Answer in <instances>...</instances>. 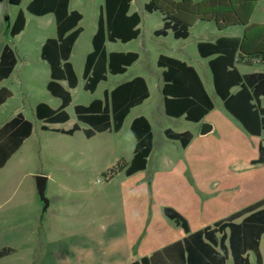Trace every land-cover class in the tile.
I'll return each instance as SVG.
<instances>
[{"label": "rangeland", "instance_id": "obj_1", "mask_svg": "<svg viewBox=\"0 0 264 264\" xmlns=\"http://www.w3.org/2000/svg\"><path fill=\"white\" fill-rule=\"evenodd\" d=\"M31 1L22 0L19 5H11L8 0L0 2V52L8 45L17 60L13 74L2 83L13 96L0 106V129L16 113H21L32 125L30 136L0 168V248L8 245L16 249L14 257L6 264H60L64 259H72L71 255L77 256L71 251L73 247L80 249L83 260L92 262L87 264H106L113 246L120 245L117 226L122 224L124 216L129 214L142 220L147 216L143 200L155 195L169 203L191 199L200 208L199 212L206 201L215 206L214 201L244 197L246 205L251 203L249 207L264 200V166L256 169L247 162L254 157L252 150L247 148V153L242 156L238 151H227L224 143L217 141L221 134L233 131L228 120L237 123L215 94L207 60L200 58L196 49L201 41H214L219 36H241L244 30L241 26L219 32L214 21L197 20L193 27L190 26V36L186 40H176L171 32L166 37H156L153 32L162 28L163 14L159 10L152 13L145 10L150 0H132L129 13H137L141 18L139 37L127 44L106 43V50L108 53L135 52L139 59L124 75H108L106 81L90 92L84 89L82 75L86 56L92 51V37L97 30L99 13L104 9V0H70L69 10L82 14L78 26L83 32L71 56L78 85L69 90L71 103L65 109L68 121L48 124L36 118L35 108L44 103L57 110L61 104L60 99L51 96L46 89L50 79L49 66L40 58L41 43L56 36V24L52 15L37 17L29 14L26 7ZM170 1L178 4L182 0ZM19 11L25 15V29L18 37H10L8 29ZM254 23L264 24V0L256 3L250 18V24ZM160 55L193 65L214 105L201 125L209 123L215 129L198 137V140L210 141L211 156L206 154L196 158L198 169L195 174L176 172L173 167L161 163L166 144H170L166 143L164 129L194 134L201 130L184 119L177 121L162 115L161 69L157 67ZM237 68L242 74L264 73L261 62L248 66L237 64ZM135 77L146 80L149 99L131 112L119 132L106 131L87 138L85 131L90 127L77 120L75 106L102 100L105 91ZM62 85L67 89L65 83ZM261 102L264 107V98ZM138 115L148 118L152 126V152L146 169L128 177L125 169L133 158L136 142L129 124ZM74 125L78 130L72 135L61 132ZM42 126L47 129L43 130ZM254 140L264 144V134ZM168 149L170 156L177 153L171 146ZM257 157L258 151L254 160ZM39 176L46 178V209L36 188ZM155 182H166L168 188L161 194L158 190L153 192ZM176 190L177 197L170 196ZM260 250L264 254V236ZM249 260L250 264H257L253 252L249 253ZM227 264H233L231 257Z\"/></svg>", "mask_w": 264, "mask_h": 264}, {"label": "trees", "instance_id": "obj_2", "mask_svg": "<svg viewBox=\"0 0 264 264\" xmlns=\"http://www.w3.org/2000/svg\"><path fill=\"white\" fill-rule=\"evenodd\" d=\"M2 0H0L1 2ZM22 0H8L11 5H19ZM132 0H104V9L100 12L96 33L92 37V51L87 55L83 70L84 89L94 92L97 85L106 81L107 75H121L138 59L133 52L107 53L106 42L127 43L138 38L140 23L138 14L128 15ZM258 0H203L193 3L182 0L175 4L170 0H150L145 5L148 13L159 10L163 14V26L154 32L157 37L166 36L171 31L175 39H186L188 29L197 20L214 21L219 29L230 26H245L242 38H220L215 43H199L200 57L216 56L209 62L216 95L222 100L225 110L232 115L250 135L260 136L264 132V109L260 107V97L264 96V74L242 76L234 67L236 55L244 63L256 59L264 63V25H249V20ZM70 0H32L26 7L29 14L43 17L51 14L56 24V37L47 39L41 47L40 58L50 69V79L46 85L48 93L60 99L57 110L44 103L35 108L38 120L48 124H62L69 117L65 109L71 103L70 89L78 85V78L70 62L74 44L82 28L78 26L82 14L69 10ZM24 13L19 11L8 29V35L15 37L25 28ZM16 65L14 51L5 46L0 55V82L7 79ZM159 67L165 68L162 77V93L165 100V112L173 117L185 116L191 122H199L213 109L200 78L192 67L177 60L160 56ZM66 84L67 89L62 85ZM239 86L236 94H230L233 87ZM11 96L10 91H0V106ZM148 98V89L142 77H135L123 83L111 92H104L103 99H95L89 105H77L74 112L77 120L90 127L85 131L87 138L106 131L119 132L129 111L141 105ZM17 136L15 146L0 155V168L17 150L20 144L31 134L32 125L18 115L0 129L1 137L9 132ZM46 130V126H42ZM78 130L74 125L68 131L72 135ZM130 131L136 140L133 158L125 169L131 176L146 169L147 160L152 151L153 136L151 126L145 117L135 118ZM166 136L179 141L186 147L189 134L165 132ZM6 143H0L5 149ZM264 161V146L259 147V158L253 164ZM165 215L174 221L187 237L163 250L133 264H226L229 256L233 264H249L247 254L253 252L256 261L261 264L258 247L264 235V200H261L227 219L190 234L186 221L170 209ZM236 223V220L241 219ZM12 253L10 249L0 251V258Z\"/></svg>", "mask_w": 264, "mask_h": 264}, {"label": "crops", "instance_id": "obj_3", "mask_svg": "<svg viewBox=\"0 0 264 264\" xmlns=\"http://www.w3.org/2000/svg\"><path fill=\"white\" fill-rule=\"evenodd\" d=\"M131 3H132V1H131ZM131 3H130V8H131ZM130 8H129V11H130ZM70 11H73V10H70ZM129 11H128V15H132L133 13L130 14ZM253 13H254V11H253ZM48 15H51V14H48ZM48 15H45V16H48ZM53 18H54V16H53ZM162 20H163V18H162ZM140 23H141V18H140ZM140 23H139V25H140ZM139 25L137 26L138 30H139ZM249 25H252V24H250V20H249ZM253 25H264V24H256V23H254ZM237 26H241V25L230 26V27H226L224 29H219L217 27V29H218L219 32H224V31H226V30H228L230 28L237 27ZM192 27H190L188 29V37L186 39L189 38L190 29ZM241 27L244 29L241 36H236V35L235 36H219L214 41H205V42L201 41V42H198L197 45H196V49H197L198 55H199V52H198V44L199 43H207V42L208 43H215L220 38H242V36L244 34V31H245V26H241ZM82 32H83V29H82ZM154 32H153V35H154ZM170 32L171 31H168L167 35ZM19 35L15 36V37H18ZM139 35H140V31H139ZM139 35H138V37H139ZM166 36H163V37H166ZM79 37H78V39H79ZM47 39H49V38H47ZM78 39L76 40L75 44L77 43ZM186 39H176V40H186ZM132 41H134V40H132ZM132 41H130V42H132ZM44 42L41 43V47L44 44ZM117 42H120V41H116L114 43H117ZM130 42H127V43H130ZM106 43H111V42H106ZM106 43H105V48H106ZM120 43H122V42H120ZM127 43H122V44H127ZM75 44H74V46H75ZM73 49H74V47H73ZM2 50H1V52H2ZM1 52H0V54H1ZM72 52H73V50H72ZM106 52H107V50H106ZM121 53H129V52H121ZM133 53H135V52H133ZM71 56H72V53H71ZM160 56H164V57H168V58L177 60V61H179L181 63H184L188 67H192L195 70V72L197 73L198 77L200 78L201 83L203 85V88H204L206 94L208 95L209 99L212 102V99L210 98V96H209V94L207 92L206 86H205L202 78L200 77L197 69L193 65H191L190 63H187L185 61L173 58V57H169V56H165V55H160ZM159 57H158V59H159ZM199 57H200V55H199ZM215 57L216 56H211V57H208V58L200 57L202 59L207 60V65H208V68L210 70L211 76H212V72H211V69L209 67V62L211 60H213ZM138 59H139V55H138ZM138 59L136 60V62L138 61ZM158 59H157V62H158ZM41 61H43V60L41 59ZM43 62H45V61H43ZM70 62H71V57H70ZM136 62H134L132 65H134ZM255 62H260V61L254 59L250 63H244V62H242L240 60L239 55H236L234 67L236 68L238 73L240 75H242V76L252 75V74H264V73L242 74L237 68V64L238 65L239 64H243L245 66H248V65H252ZM132 65L127 67L126 72H127L128 68L132 67ZM16 66H17V60H16V65H15L12 73L10 74V76L13 74ZM157 67L159 69H161V79H162L161 95H162V105H163V107H162V109H163L162 110V115L165 118H167V119H175L177 121H179L180 119H184V121H186L187 123L198 125V130L199 129L201 130V127H202L201 124L203 122H205L204 119L209 115V113L213 109L210 112H208L197 123L186 120L184 115L181 116V117H173L171 115L166 114V112H165V100H164V95L162 93V88L164 86V81H163L162 74H163L165 68L159 67L158 65H157ZM125 73H123L121 75H124ZM108 75H110V74H108ZM113 76H117V75H113ZM9 77L7 79L2 80L0 82V91L4 88V89H7L8 91H10V93H11V96L8 99L12 98L13 93L7 87H4L2 85V83H4L6 80H8ZM49 77H50V69H49ZM131 80L124 81V82L120 83L119 85H121L123 83H126V82H129ZM144 81H145L147 89H148V98L146 99V100H148L149 97H150V92H149V88H148V85H147V82H146L145 79H144ZM212 84H213V89H214L213 76H212ZM119 85H117V86H119ZM115 88H113V89H115ZM239 89H240L239 86L233 87L230 90V94H236L239 91ZM111 91H105V92H111ZM214 92H215V89H214ZM262 98H264V96L260 97V107L262 109H264V107H262V102H261ZM8 99L2 105H4L8 101ZM146 100H144L143 103ZM142 104L137 106V107L142 106ZM212 104H213V102H212ZM137 107H134V108H132L129 111L128 115L126 116V118H125V120H124V122L122 124V127L125 124V121L127 120L128 116ZM213 108H214V105H213ZM18 115H22V114L21 113H19V114L16 113L14 115V117L12 119H10L9 121H7L4 125H6L10 121H12ZM140 116L144 117V115H138V116L134 117L131 120V122L129 124V129H130L132 121L135 118L140 117ZM229 116L234 118L230 114H229ZM146 119H147V121L150 124V121L148 120V118H146ZM228 122H230L233 131H231L229 133L221 134L217 141L223 142L224 146L227 148V151H231V152H237L238 151L239 154H242V156H245V154L247 153V148L249 149V151L252 150L251 156H254V157H250V159H248L247 162L249 164H251L252 167H257L256 169H259L262 166H264V161H262L259 164H253V161H255L254 159H256V152L258 151V153H259L260 145H264V144H261V143L257 142L254 139L261 138L262 134H264V132H262L260 136L250 135V134H248L246 132V130L242 127V125L237 120H236L237 124H233V122H231L229 120H228ZM207 124H209V123H207ZM210 125L212 126V131L211 132H213L215 128H214V126L212 124H210ZM150 126H151V124H150ZM14 131L16 132L17 130L16 129L15 130L14 129L13 130H9V132L7 134H5L3 137H1L0 143L9 142V144H8V146H6L5 149H1L0 148V155L2 153L4 154V152L6 153L7 150L10 151L12 149V147L15 145L17 136H15V137L13 136V132ZM166 131H170V132H172L174 134H185V133L189 134L190 140H189L187 146L186 147H182V145L180 144L179 141H174V140L169 139L166 136V134H165ZM151 132H152V136H153L152 126H151ZM163 134L165 136L166 143H170L169 145L177 153H173L174 156H170V152H169V149H168L170 146L168 144H166L165 152H164L163 157L161 159V163L164 166H166V167H173L176 172H181V171L182 172H186L187 171L188 174H192V173L195 174L196 170L198 169V166L195 163L197 161L196 158L198 156H204L205 157L206 154L207 155L209 154V156H211L210 153H209V152H212L211 143H210L209 140H198L199 139L198 137H204V136H201L200 133H195L194 134V133H191L189 131H175V130H173L171 128H166V129L163 130ZM153 139H154V137H153ZM135 144H136V142H135ZM221 145H223V144H221ZM134 148H135V146H134ZM150 155H151V153H150ZM203 169H207V168L204 167ZM166 188H168L166 182H155L153 190H151V191L157 192V190H158V193L161 194L162 192L165 191ZM170 196L177 197V190L174 193L170 194ZM214 202L217 203V204L215 206H212V203H210L208 205L207 204L208 201H206L205 205L201 206V211L202 212H199L200 208L198 207V205H194L193 204V200H191V199L181 200L179 202H174V203H169V202L165 201L161 197L157 198V196L155 195L154 198H147V199L143 200V203H144V204L142 203L143 204V209H144V212L147 214V216H143L142 220H137L136 217L134 218L132 215H129V214H126L124 216V220L122 221V224L120 226L119 225L117 226L118 227L117 234H119V237H120L119 238L120 245L113 246V248L109 252L110 257L107 260L106 264H133L135 262H141L142 259L149 258L153 254L163 250L164 248H166V247H168V246H170V245H172L174 243L183 241L184 238L187 237V234L183 231V229L181 227H179L174 221L170 220L165 215V213H164L165 209L173 210L174 212L179 214L186 221V223L188 225V228H189V231H190V234H192V233H196L198 231H201V230H203V229H205L207 227H213L216 223L227 219L228 217L232 216L233 214H235V213L247 208L248 205L251 204V203H248V205H246L245 202H247V201H246V199L244 197L243 198H241V197L240 198H233V199L230 198V199H227V200H223V201L219 200V201H214ZM241 220H242V218L236 220L237 221L236 223L241 222ZM262 236H264V235H262ZM262 236H261L260 241H259L258 251H259V255L261 257V264H264V254H262L261 250H260ZM73 248L71 249V251L74 252L77 256L76 257L72 256L71 255V251H69L72 259H70V258L64 259L63 261H61L60 264H81V263L82 264H87V263H92V262H87V261H85V260H83L81 258L82 256L80 255V249L79 248L75 249V250ZM3 249H10V250H12V253L9 254L8 256L0 258V264H6L7 262H9L10 261L9 259L14 257L15 252H16V249L14 247L8 246V245L7 246H2L0 248V251L3 250ZM247 256H248V259H249V253L247 254ZM93 264H99V263L95 262ZM226 264H227V262H226ZM249 264H250V260H249Z\"/></svg>", "mask_w": 264, "mask_h": 264}, {"label": "water", "instance_id": "obj_4", "mask_svg": "<svg viewBox=\"0 0 264 264\" xmlns=\"http://www.w3.org/2000/svg\"><path fill=\"white\" fill-rule=\"evenodd\" d=\"M211 131H212V126L210 124H203L202 129L200 131V135L205 136L209 134ZM45 186H46V178L42 176L37 177L36 178V188L38 191V195L44 204V209H46L48 206V202L44 198Z\"/></svg>", "mask_w": 264, "mask_h": 264}]
</instances>
